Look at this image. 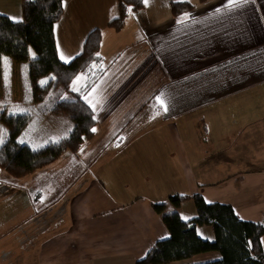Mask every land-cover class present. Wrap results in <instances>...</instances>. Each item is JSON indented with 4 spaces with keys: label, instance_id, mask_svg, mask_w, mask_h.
Returning a JSON list of instances; mask_svg holds the SVG:
<instances>
[{
    "label": "crops",
    "instance_id": "obj_1",
    "mask_svg": "<svg viewBox=\"0 0 264 264\" xmlns=\"http://www.w3.org/2000/svg\"><path fill=\"white\" fill-rule=\"evenodd\" d=\"M173 3L194 10L174 17ZM117 8V0H69L54 35L60 60L70 63L100 30L106 71L84 100L98 125L109 109L107 140L121 135V148L95 174L96 139L81 148L90 178L77 180L63 219L51 220L46 209L23 224L18 215L12 221L11 209L0 213V264H138L169 237L154 205L184 221L197 217L192 199L169 205L176 195L199 194L232 205L243 221L264 223V0H144L119 32L110 26ZM0 15L21 21L22 0H0ZM0 61L25 69L29 82L27 65ZM149 90L158 92L154 99L145 98ZM158 115L159 126L146 125ZM117 121L127 124L121 134ZM197 233L215 240L212 227ZM220 258L212 252L172 264Z\"/></svg>",
    "mask_w": 264,
    "mask_h": 264
},
{
    "label": "trees",
    "instance_id": "obj_2",
    "mask_svg": "<svg viewBox=\"0 0 264 264\" xmlns=\"http://www.w3.org/2000/svg\"><path fill=\"white\" fill-rule=\"evenodd\" d=\"M67 1L22 0L23 19L19 22L0 15V56L27 65L29 83L37 103L41 102L39 95L44 90L42 81L53 77L56 96L52 99L51 112L66 114L74 124L64 140L33 148L18 141L29 125V116L3 112L0 115V174L6 172L15 179L35 174L65 153L77 152L95 135L98 121L84 97L106 71L101 55V32L98 29L92 31L83 52L70 63L62 62L57 52L54 26L61 19ZM117 2L118 14L110 26L119 32L130 11L137 13L144 8V0ZM171 10L174 17H180L192 13L194 8L187 3H173ZM30 51L35 54L32 60ZM79 76H84V81L75 89L73 85ZM189 199L194 201L197 209V217L190 221H184L177 211L167 213L165 204L153 206L169 231V237L157 242L138 264H172L212 252L219 253L221 258L202 264H264V223L243 221L232 205L209 204L199 194L173 196L169 205L178 209ZM203 226L214 229V241L198 235V227Z\"/></svg>",
    "mask_w": 264,
    "mask_h": 264
},
{
    "label": "rangeland",
    "instance_id": "obj_3",
    "mask_svg": "<svg viewBox=\"0 0 264 264\" xmlns=\"http://www.w3.org/2000/svg\"><path fill=\"white\" fill-rule=\"evenodd\" d=\"M52 78L49 77L42 81L44 90L39 95L41 102L37 103L31 85L27 80L25 69L19 67L13 68L7 65L6 62L0 61V115L3 112L9 114H27L30 119L28 127L18 138L21 144L37 148L50 143H57L67 138L69 132L74 127L73 122L66 114H54L51 112L52 99L56 96ZM83 81L84 76H79L75 80L73 87L75 89L79 88ZM147 81L150 82V77ZM155 94H158V92L154 93L149 90L145 98L147 99L151 95L150 97L154 99ZM152 106L153 104L151 103ZM108 111L106 110L103 114L99 115L100 122L102 123L96 126L95 135L81 146L82 148L89 143L91 144L96 139L94 144L95 146L98 144L99 148L95 150L93 155L100 153L97 156L100 157V161L97 165L93 166L94 168L92 167L91 172L93 174L96 173L93 170L97 166H100L102 162L103 164L107 160L112 162L110 159L121 148V135L118 136L117 134L112 140H107L108 136H106L105 128L109 127V123H106ZM161 120L162 117L158 115V117H152L146 125L153 126L156 124L159 126L158 122ZM113 125H115L117 132L121 134V130L127 124H120L117 121ZM96 130L100 131L97 137H95ZM107 141L114 142L108 145ZM81 148L75 153H65L50 166L37 171L36 175L24 177V179H15L6 172H2L0 174V213L2 214V218L5 214H9V210L11 209L12 218L18 215L17 221L23 222L31 219V213L41 212V210L46 211L47 209L50 211L48 213L51 215V220L54 214L57 213L58 216L56 215L55 218L58 217L59 219L61 217L63 219L64 214L71 211L73 194L79 188L77 180L80 179L81 175L83 180L90 178V172L86 170L87 168L85 169V165H88L85 162L79 163ZM59 203L61 208L59 207ZM12 221H15V218Z\"/></svg>",
    "mask_w": 264,
    "mask_h": 264
},
{
    "label": "snow or ice",
    "instance_id": "obj_4",
    "mask_svg": "<svg viewBox=\"0 0 264 264\" xmlns=\"http://www.w3.org/2000/svg\"><path fill=\"white\" fill-rule=\"evenodd\" d=\"M242 0H229L230 6H239Z\"/></svg>",
    "mask_w": 264,
    "mask_h": 264
}]
</instances>
